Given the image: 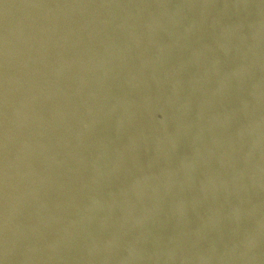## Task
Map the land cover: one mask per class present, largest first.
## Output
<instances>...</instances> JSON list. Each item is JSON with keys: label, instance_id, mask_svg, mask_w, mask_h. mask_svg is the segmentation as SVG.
<instances>
[{"label": "water", "instance_id": "1", "mask_svg": "<svg viewBox=\"0 0 264 264\" xmlns=\"http://www.w3.org/2000/svg\"><path fill=\"white\" fill-rule=\"evenodd\" d=\"M0 264H264V0H0Z\"/></svg>", "mask_w": 264, "mask_h": 264}]
</instances>
